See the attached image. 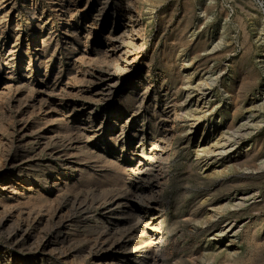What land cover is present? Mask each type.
Here are the masks:
<instances>
[{
	"label": "rangeland",
	"instance_id": "rangeland-1",
	"mask_svg": "<svg viewBox=\"0 0 264 264\" xmlns=\"http://www.w3.org/2000/svg\"><path fill=\"white\" fill-rule=\"evenodd\" d=\"M0 21V264H264V0Z\"/></svg>",
	"mask_w": 264,
	"mask_h": 264
},
{
	"label": "bare ground",
	"instance_id": "bare-ground-1",
	"mask_svg": "<svg viewBox=\"0 0 264 264\" xmlns=\"http://www.w3.org/2000/svg\"><path fill=\"white\" fill-rule=\"evenodd\" d=\"M0 22H1V21H0ZM139 31H140V30H139ZM252 159H253V158H252ZM10 186H12V185H10ZM10 186H9V183H8L7 181L3 183V188H6V189H7V188H9ZM113 198H114V197H113ZM113 201H114V200H113ZM110 205H111V204H110ZM3 219H4V218H3ZM142 225H143V224H142ZM0 226H1V225H0ZM18 227H19V226H18ZM68 227H69V226H68ZM14 228H15V227H14ZM10 229H11V228H10ZM12 229H13V228H12ZM12 229H11V230H12ZM7 231H8V230H7ZM9 231H10V230H9ZM9 231H8V232H9ZM11 232H12V231H11ZM19 232H20V231L18 230V228H17V229H14V233H13V235H15V236H16V235H19ZM22 233H23V232H22ZM22 233H21V234H22ZM9 234H11V233H9ZM23 234H24V233H23ZM23 234H22V237H23ZM7 235H8V234H7ZM7 237H8V236H7ZM7 237H6V238H7ZM16 238H17V237H16ZM18 238H19V236H18ZM22 239H23V238H22ZM15 240H17V239H15ZM19 241H20V240H19ZM21 241H22V240H21ZM9 242H10V241H9ZM17 243H19V242H17ZM20 243H21V242H20ZM9 244H10V243H9ZM10 245H11V244H10ZM17 245H18V244H17ZM21 245H22V244H21ZM119 247H120V246H119ZM122 247H123V246H122ZM125 249H128V248H125ZM153 259H154V258H153Z\"/></svg>",
	"mask_w": 264,
	"mask_h": 264
}]
</instances>
